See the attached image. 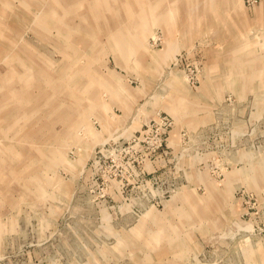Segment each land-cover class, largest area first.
<instances>
[{
  "label": "rangeland",
  "instance_id": "1",
  "mask_svg": "<svg viewBox=\"0 0 264 264\" xmlns=\"http://www.w3.org/2000/svg\"><path fill=\"white\" fill-rule=\"evenodd\" d=\"M139 1L0 0V264H264V0Z\"/></svg>",
  "mask_w": 264,
  "mask_h": 264
},
{
  "label": "bare ground",
  "instance_id": "2",
  "mask_svg": "<svg viewBox=\"0 0 264 264\" xmlns=\"http://www.w3.org/2000/svg\"><path fill=\"white\" fill-rule=\"evenodd\" d=\"M141 4H146L147 3V1L146 0H140L139 1ZM148 5V4H147ZM149 6V8L151 9V8H153V6L152 5H148ZM146 13V11L145 12H143V14H145ZM166 16V15H165ZM140 17V16H139ZM170 18H171V16H169ZM1 40V39H0ZM10 40V39H9ZM122 45H124V43H121ZM9 49V48H8ZM8 56V55H7ZM2 59V58H1ZM3 65V64H2ZM9 69V68H8ZM13 73V72H12ZM40 73H45V72H40ZM7 74V73H6ZM13 75H14V73H13ZM66 75V74H65ZM12 76V75H11ZM16 76V75H15ZM72 76V75H71ZM71 76L69 77V76H64L62 79L61 78H59V82H61V80H62V82L65 80V79H67V81L68 82H70L71 80H72V78L74 77V75L72 76V78H71ZM13 78V77H12ZM45 78V77H44ZM71 78V79H70ZM10 79V78H9ZM12 81H13V79H12ZM9 82V81H8ZM10 83V82H9ZM54 87H52V89L55 91V92H60V93H62V91H72L73 93H74V90L72 89V90H67V86L66 85H61V86H59V85H57V84H54L53 85ZM74 88V87H73ZM13 92V91H12ZM43 92V91H42ZM41 92V93H42ZM14 93V92H13ZM13 97V96H12ZM11 97V98H12ZM35 102V101H34ZM32 104H34L33 102H32ZM30 105H31V103H30ZM33 108H35V107H33ZM53 117V116H52ZM73 131V130H72Z\"/></svg>",
  "mask_w": 264,
  "mask_h": 264
},
{
  "label": "built area",
  "instance_id": "3",
  "mask_svg": "<svg viewBox=\"0 0 264 264\" xmlns=\"http://www.w3.org/2000/svg\"><path fill=\"white\" fill-rule=\"evenodd\" d=\"M247 1L252 2V3H255L256 2V0H247Z\"/></svg>",
  "mask_w": 264,
  "mask_h": 264
}]
</instances>
